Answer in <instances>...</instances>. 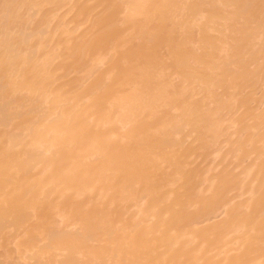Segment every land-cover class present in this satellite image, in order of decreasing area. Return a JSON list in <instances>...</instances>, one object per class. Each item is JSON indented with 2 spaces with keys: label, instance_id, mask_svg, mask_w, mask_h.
Returning a JSON list of instances; mask_svg holds the SVG:
<instances>
[{
  "label": "bare ground",
  "instance_id": "obj_1",
  "mask_svg": "<svg viewBox=\"0 0 264 264\" xmlns=\"http://www.w3.org/2000/svg\"><path fill=\"white\" fill-rule=\"evenodd\" d=\"M5 2L37 7L22 14L31 58L7 96L0 44V264L171 252L161 229L175 258L234 259L253 186L259 219V8L241 46L220 23L228 9L143 6L259 0H0V24ZM249 54L256 72L237 74ZM6 163L9 196L23 189L7 214Z\"/></svg>",
  "mask_w": 264,
  "mask_h": 264
},
{
  "label": "snow or ice",
  "instance_id": "obj_2",
  "mask_svg": "<svg viewBox=\"0 0 264 264\" xmlns=\"http://www.w3.org/2000/svg\"><path fill=\"white\" fill-rule=\"evenodd\" d=\"M4 9V15L2 24H0V44L3 48V67L5 71V95L7 96L9 91L13 88H17L21 81L20 73L28 68L30 62V54L25 51V38L21 33V25L23 23V12L29 7H37L36 5H26L20 3H8L5 2L2 5ZM44 7H51L47 5ZM114 8L123 7L121 5H113ZM145 8H178L183 9L185 12L189 10L206 9L217 7L221 9L230 10L231 14L224 17L220 23L224 24L230 32H234L239 38V44L242 46L250 35L251 30L255 27V15L253 10L259 8V30H260V61H259V73H260V127H259V139L261 150V183L259 188L258 200H259V219H254V210L257 203V194L255 192V186H253V192L250 193V198L245 202L242 211L246 212L248 221L244 228L238 230L234 234L235 244L232 255L234 259H228L225 261H203L199 259H189L186 256L184 258H175L174 254L179 248V245L171 244V242L165 236L164 231L161 229L156 233L158 242L170 245L171 252L168 247L160 248L159 252H151L145 249L143 246H138L135 251L129 252L127 256L123 253L119 259H108L95 254L93 259H80V260H64L57 261L55 264H264V0H259V5L255 4H220V5H202V4H177V5H144ZM206 17H201V20H205ZM230 52V46L225 45L221 52V55L228 54ZM257 70L255 62L251 59V54L245 57V61L242 65H238L236 68L237 74H253ZM251 91V89H249ZM246 104L244 97H238L237 99V120L235 127L240 130L242 146H246L251 149L254 146L255 132L254 121L249 117L245 107H241V104ZM5 160H8V153H5ZM4 183L6 185L5 194L3 197V208L5 214L10 210L12 200L23 196V189L18 188L17 192L13 196H9V188L7 187L11 183V176L8 174V165L5 166ZM20 242H17V250H19ZM257 246L259 247L260 259L256 261L251 258V254L255 252ZM95 253V250H90ZM188 250L185 249V252ZM167 252L164 258H159L160 253ZM8 264H53L50 261H34L29 259L24 260H11Z\"/></svg>",
  "mask_w": 264,
  "mask_h": 264
}]
</instances>
